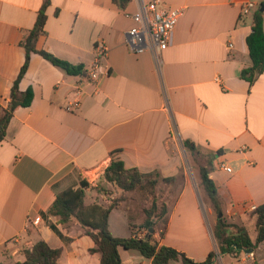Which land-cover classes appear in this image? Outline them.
<instances>
[{"label":"crops","instance_id":"crops-1","mask_svg":"<svg viewBox=\"0 0 264 264\" xmlns=\"http://www.w3.org/2000/svg\"><path fill=\"white\" fill-rule=\"evenodd\" d=\"M161 1L181 10V16L157 69L150 54L135 55L125 45V33L133 26L125 12L137 10L135 0L124 8L113 0H50L45 35L36 48L83 66V72L70 76L31 55L19 89L31 88L33 101L13 113L0 142V264L22 262L23 251L39 240L61 249L58 264H99V255L89 253L93 241L80 226L57 225L70 239L65 242L41 213L57 193L80 181L89 185L87 198L98 196L91 188L105 182L102 175L113 157L127 169L177 178L171 184L160 182L167 190L177 189L176 196L165 192L159 199L157 186L150 198L168 208L164 238L158 229L151 234L158 246L198 263L215 252L216 264H264V242L251 258L219 255L214 221L205 224L201 198L189 182H179L183 141H190L211 161L209 177L223 199L225 220L255 238L251 208L264 205V72L252 84L241 77L251 65L246 37L252 23L251 15H242V6L253 1L258 7L264 0ZM41 5L42 0H0V111L24 62L20 42ZM98 43L108 49L100 60L108 75L94 82L86 71ZM125 204L121 201L111 211L109 230L127 239L143 230V209L151 203L141 204L138 222ZM124 207L128 217L113 215ZM205 212L210 217L206 205ZM36 218L40 221L34 224ZM119 256L122 264H153L132 250L120 248Z\"/></svg>","mask_w":264,"mask_h":264},{"label":"trees","instance_id":"trees-1","mask_svg":"<svg viewBox=\"0 0 264 264\" xmlns=\"http://www.w3.org/2000/svg\"><path fill=\"white\" fill-rule=\"evenodd\" d=\"M120 8H124L129 0H113ZM264 3V2H262ZM260 5L251 14V32L246 37V46L251 65L241 72V77L252 84L262 72H264V13L259 11ZM50 0H42V5L36 16L32 29L25 35L20 44L25 51L23 65L20 68L17 78L11 87L9 102L0 111V142L3 141L7 125L18 108H27L33 101V90L28 88L20 91L19 84L24 77L32 54H38L54 67L60 69L70 76H77L83 72V66H74L63 61L46 51L37 50L36 44L40 36L45 35V23L47 20L46 9ZM183 147L193 157H201L203 154L190 141H183ZM116 153V152H115ZM114 155V153H113ZM204 156V155H203ZM211 173V161L198 169L199 187L201 188V200L214 215L212 229L215 239L217 253L219 255H230L240 260L245 251H255L261 242H264V205L256 207L251 211L255 217L256 236L251 238L248 230L234 223H229L223 217V199L209 177ZM104 181L110 184L120 193L142 191L148 196H154L158 183L171 184L177 180L176 177L163 178L158 171L141 173L137 169H127L123 162L113 157L109 166L102 175ZM89 185L80 181L77 186L69 187L56 194L51 206L41 217L47 226L58 235L63 241L70 239L64 237L57 225L74 223L80 226L85 235L93 241V247L89 253L99 255V264H122L119 256V249L132 250L152 261L153 264H169L179 261L182 264H216V253L211 252L203 262H195L185 254L165 246H158V243L149 234V230H159L160 238H164L168 208L165 204H158L153 198L148 208L143 209L145 220L140 228L148 233L142 239L114 237L109 230V216L111 211L119 205L120 200H114L109 205L101 203H86V189ZM98 187H96L97 189ZM97 191L105 192V189L98 188ZM219 212L222 217L218 218ZM55 217V223L49 221ZM131 230L132 226L129 225ZM24 260L15 264H58L61 249L51 248L45 241L39 240L30 249L23 251Z\"/></svg>","mask_w":264,"mask_h":264},{"label":"built area","instance_id":"built-area-1","mask_svg":"<svg viewBox=\"0 0 264 264\" xmlns=\"http://www.w3.org/2000/svg\"><path fill=\"white\" fill-rule=\"evenodd\" d=\"M137 10L134 13L125 12V16L129 17L133 22V26L125 33V45L128 50L137 55L148 53L152 57L153 63L157 69H160L162 60L161 54L165 51L172 40L174 28L181 16V10L167 8L161 0H135ZM256 9L253 1H248L242 6V15L249 16ZM229 48L232 45L229 44ZM95 59L86 73L90 80L98 82L101 77L107 76V71H101L100 60L105 59L108 49L103 43L95 46ZM226 171L231 172V168L227 167ZM252 207L251 210H255ZM40 221L36 218L33 223ZM148 233L145 229L136 230L133 238L142 239ZM246 258H251V253H244Z\"/></svg>","mask_w":264,"mask_h":264},{"label":"rangeland","instance_id":"rangeland-1","mask_svg":"<svg viewBox=\"0 0 264 264\" xmlns=\"http://www.w3.org/2000/svg\"><path fill=\"white\" fill-rule=\"evenodd\" d=\"M203 155L201 157H193L189 153H187L185 149L183 148L184 163H183V167L181 169V175H180V176H183V179L181 181L179 180V182H182V183L189 182L192 185V187L195 189L197 196L199 198H201L202 191H201V188L199 187L198 169L200 166L205 165L207 161L209 160V157H207L206 155L204 156ZM157 186H158V194H159L158 198L159 199L163 198L166 195L165 192H168L169 197L171 198L177 195V189L171 188L170 190H167V188L164 185H161L160 183H158ZM96 187L105 189V192L97 191L98 188L96 189ZM91 189L94 190L96 193H98V196H93L92 194H90L91 197L87 198L88 195H86V201H85L86 203H101L103 205H109L108 202L102 201L101 198H105V197L108 198L110 203L113 202L114 200H120V202L126 201L127 204H125V207L129 209V212L132 215H135L134 222H138L139 219L141 218V213H139V209L142 207L141 204L151 203L150 201L151 196H148L147 193L145 192L136 191V192L120 193L106 182L97 184L96 186H93ZM155 192H156V189H155ZM99 194L102 197H100ZM111 196L113 198H111ZM158 204L161 205L162 203L158 202ZM125 207L118 210L117 212H114L113 215L120 216L121 214H123L125 218L128 217ZM133 207H135L134 211H132ZM199 208L202 210L205 224L207 225V220L208 221L210 220L212 223V221H214V215L212 214V212H211L210 217H207V214L205 212V205L200 201H199ZM223 262L225 263V261Z\"/></svg>","mask_w":264,"mask_h":264},{"label":"water","instance_id":"water-1","mask_svg":"<svg viewBox=\"0 0 264 264\" xmlns=\"http://www.w3.org/2000/svg\"><path fill=\"white\" fill-rule=\"evenodd\" d=\"M259 11L264 13V3H262V5L260 6ZM221 217H222V212H219L218 218H221ZM153 232H154L153 229H150L148 233L152 234ZM245 253H252V250L245 251Z\"/></svg>","mask_w":264,"mask_h":264}]
</instances>
